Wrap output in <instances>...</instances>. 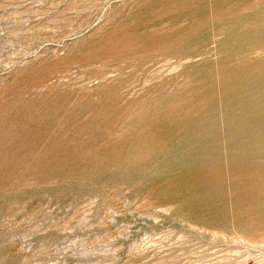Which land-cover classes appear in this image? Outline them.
Here are the masks:
<instances>
[{
  "label": "rangeland",
  "instance_id": "374dc122",
  "mask_svg": "<svg viewBox=\"0 0 264 264\" xmlns=\"http://www.w3.org/2000/svg\"><path fill=\"white\" fill-rule=\"evenodd\" d=\"M0 264H264V0H0Z\"/></svg>",
  "mask_w": 264,
  "mask_h": 264
}]
</instances>
